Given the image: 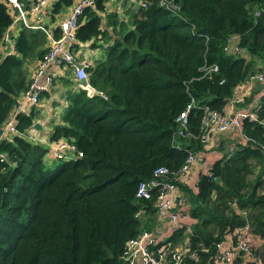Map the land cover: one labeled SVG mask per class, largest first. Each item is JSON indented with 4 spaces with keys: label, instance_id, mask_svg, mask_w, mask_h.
I'll return each instance as SVG.
<instances>
[{
    "label": "trees",
    "instance_id": "trees-1",
    "mask_svg": "<svg viewBox=\"0 0 264 264\" xmlns=\"http://www.w3.org/2000/svg\"><path fill=\"white\" fill-rule=\"evenodd\" d=\"M20 1L27 8L35 0ZM73 1L51 0L48 13L52 17ZM106 1L94 0L77 16L70 46L101 45L103 56L85 71L104 97L87 96L68 72L67 105L47 136L51 143L73 145L76 154L50 158L58 162L45 166L46 146L25 137L33 108L17 112L15 132L0 138V264H122L125 241L155 224V189L149 199L136 198L135 191L159 167L169 173L161 179L186 195L188 243L197 257L184 264H215L214 244L245 224L261 240L253 256L264 261V95L252 103L255 119L241 120L247 141L231 144L228 154L219 144L223 154L193 183V177L190 183L175 180L187 155L204 151L197 138L202 108L222 113L234 87L264 62V0H167L176 12L145 0L126 21L115 12L101 17ZM11 22L0 0V40ZM50 33L56 38L60 28ZM230 42L240 54L223 50ZM13 50L0 54V127L29 83L25 63L44 57L47 37L21 24ZM210 66L216 71L206 73ZM191 99L179 135L176 117ZM182 237L178 229L171 240Z\"/></svg>",
    "mask_w": 264,
    "mask_h": 264
},
{
    "label": "built area",
    "instance_id": "built-area-1",
    "mask_svg": "<svg viewBox=\"0 0 264 264\" xmlns=\"http://www.w3.org/2000/svg\"><path fill=\"white\" fill-rule=\"evenodd\" d=\"M8 5L12 22L18 21L23 26L28 28L41 29L47 37V51L44 57L38 61L33 73L28 77L29 83L27 88L19 96V99L10 112L7 119L1 124L0 138L6 136L14 129V115L17 112H23L21 103L27 102L31 107L37 104L40 93L49 90L52 84V76L48 72V67L51 64L63 66L69 69L72 77L75 80L76 86L83 90L87 96L98 94L101 97L104 95L101 92H96L88 83L85 69L89 66L86 62H78L71 51L70 46L75 41L74 29L76 27V18L84 10V8H93L94 0H75L66 18L60 23V34L58 37H53L48 32L40 21L41 13L44 12L51 0H35L31 2L27 8L20 0H3ZM145 0H139V4L143 6ZM158 3L164 8L176 12L178 6L167 0H158ZM11 22V23H12ZM8 28V27H7ZM0 41L8 43L13 49L14 40L8 37L7 29L5 30ZM224 51L234 52L240 54L238 46L234 42L226 43L223 47ZM12 53V52H9ZM7 53V54H9ZM203 70L206 73L216 71L215 66L205 67ZM83 79L84 84H80L79 80ZM252 84H264V64L260 69L249 74L242 82ZM237 84L233 92L240 89L241 84ZM232 92V94H233ZM260 95H264V89ZM236 102H242L241 98L231 99L228 105L235 106ZM193 106V100L186 105L185 109L179 112L176 117L178 125L177 134L183 135L186 114ZM252 104L245 106L247 108H237L233 113L217 112L207 107L202 108L200 118L199 135L197 138L205 146L209 139L216 134H223L226 132H235L237 139L233 143L227 144L226 154L233 152L235 142L244 143L248 140L241 131V120L247 118L249 120L255 119V114L251 108ZM232 108V107H231ZM186 132L184 135H187ZM26 137V136H25ZM27 138V137H26ZM49 147L50 158L68 159L74 156L75 148L73 145L65 141H57L52 143ZM264 157V147H262ZM81 153H77L80 156ZM200 154H188L185 163L180 167L175 180L177 183L183 184L186 182L191 165L198 160ZM4 155L0 153V159ZM201 163V161H199ZM205 168V167H204ZM206 170V168L204 169ZM202 170V171H204ZM166 168L159 167L153 171L152 179L147 182L138 183L136 186L135 197L140 199H149L151 197L150 191L155 189L154 197V220L155 224L150 230L142 229L137 235L127 239L124 243L123 254L121 256L122 264H184L187 259H196V248H191L188 243V236L191 233L189 219L183 212L186 205V195L177 184L170 180H163L162 177L168 176ZM261 191H264V168L260 176ZM137 212L135 216H138ZM178 229L182 230L183 237L180 241L175 242L171 240L172 233ZM261 243L259 238L251 235L248 225L235 227L223 239L214 244V263L215 264H264V261L252 254V248L257 247ZM205 250V249H202Z\"/></svg>",
    "mask_w": 264,
    "mask_h": 264
},
{
    "label": "crops",
    "instance_id": "crops-1",
    "mask_svg": "<svg viewBox=\"0 0 264 264\" xmlns=\"http://www.w3.org/2000/svg\"><path fill=\"white\" fill-rule=\"evenodd\" d=\"M133 3L134 0H107L104 4L105 11L104 13H101L100 16L103 17L104 14L106 13L115 12L120 20L126 21L128 19V15H129L128 13H130L131 10L134 9ZM71 5L63 7L58 13L54 14L52 17L48 13L49 11L48 6L46 7L44 12L41 13L40 21L42 22L43 26H45L48 32H51V30L56 26L59 27L60 23L66 18L71 8ZM20 25H21L20 22L15 21L12 22L7 28V34L11 40L15 39L16 35L20 30ZM9 52L14 53V50L11 48V46L8 43L0 41V54L5 55ZM73 54L78 62L80 63L86 62L89 66H91L95 60L103 56V49L98 42H96L95 47H91V41H85L82 43H78V47L73 51ZM245 55L246 54H244V57ZM38 61L39 60L36 59L34 61H28L25 63L28 72V77L33 73L34 69L38 64ZM263 64L264 62H262V64L258 69H260ZM48 72L52 76V84L49 90L45 91L44 95L40 96L35 106L31 107L27 104V102H23L20 105L24 113H29L33 108L35 112V117L33 119V122L39 124V128H34L31 126V128L25 132V136L29 140L43 144L44 146L49 143L47 136L51 131L52 125L60 122L59 114L61 110L65 108L67 105V101L65 99V92L68 89L72 88L71 85L65 84L66 78L71 77L69 76V73L71 72L63 68V66H59L57 64H51L48 67ZM263 89H264V84L255 83L249 85L245 81L244 83L241 84L240 89L237 90V92L235 93L233 92L231 96V99L241 98L242 102H236L234 107L231 106L232 108L228 105L227 102L225 104L223 111L230 114L233 113V111H235L237 108H244L245 106L248 107L250 103L248 105H244L243 99L245 97L249 98V96H252L253 98L250 99L252 101L251 102L252 104L256 102V100H258V97L260 96L261 91ZM237 138H238L237 134L233 131L226 132L223 134H216V136H212L209 139V142L204 146L203 153L200 154L199 159L196 160V161H201V163L199 164L194 163L190 167L188 178L193 177V179H191L190 181H192L193 183L195 181L194 178L196 177L197 173H199L200 171L202 172V170H204L208 165H210L212 162L220 158V156L223 153H221L219 150L216 149L219 144L223 143V150L226 152L227 144L233 143L234 141H236ZM60 141H64V140H60ZM49 145L50 147L53 146L51 142ZM190 181L188 182L190 183Z\"/></svg>",
    "mask_w": 264,
    "mask_h": 264
},
{
    "label": "rangeland",
    "instance_id": "rangeland-1",
    "mask_svg": "<svg viewBox=\"0 0 264 264\" xmlns=\"http://www.w3.org/2000/svg\"><path fill=\"white\" fill-rule=\"evenodd\" d=\"M138 4H139V0H134V3H133V6H134V8H136L137 6H138ZM129 14V13H128ZM48 144L47 145H45L46 146V149L49 151V147H50V141L48 140ZM43 161H44V163H45V166L46 167H49V168H52V167H54L55 166V164L58 162V160H53V159H50V157H43ZM194 163H197V164H199V161H195ZM260 259H262L261 257H258L257 258V261H259Z\"/></svg>",
    "mask_w": 264,
    "mask_h": 264
},
{
    "label": "water",
    "instance_id": "water-1",
    "mask_svg": "<svg viewBox=\"0 0 264 264\" xmlns=\"http://www.w3.org/2000/svg\"><path fill=\"white\" fill-rule=\"evenodd\" d=\"M79 83H80V84H84L85 81H84L83 79H80V80H79ZM32 127H34V128H39V124L36 123V122H33Z\"/></svg>",
    "mask_w": 264,
    "mask_h": 264
}]
</instances>
